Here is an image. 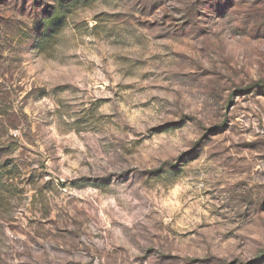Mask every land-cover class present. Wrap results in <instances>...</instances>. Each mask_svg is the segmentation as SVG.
Masks as SVG:
<instances>
[{"label":"rangeland","instance_id":"obj_1","mask_svg":"<svg viewBox=\"0 0 264 264\" xmlns=\"http://www.w3.org/2000/svg\"><path fill=\"white\" fill-rule=\"evenodd\" d=\"M0 264H264V0H0Z\"/></svg>","mask_w":264,"mask_h":264},{"label":"trees","instance_id":"obj_2","mask_svg":"<svg viewBox=\"0 0 264 264\" xmlns=\"http://www.w3.org/2000/svg\"><path fill=\"white\" fill-rule=\"evenodd\" d=\"M48 19L51 20V18H46L45 20H48Z\"/></svg>","mask_w":264,"mask_h":264}]
</instances>
